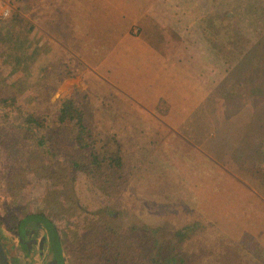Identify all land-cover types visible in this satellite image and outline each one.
<instances>
[{
    "label": "rangeland",
    "instance_id": "obj_1",
    "mask_svg": "<svg viewBox=\"0 0 264 264\" xmlns=\"http://www.w3.org/2000/svg\"><path fill=\"white\" fill-rule=\"evenodd\" d=\"M252 1H136L152 3L170 55L180 61L186 53L182 45L192 44L203 74L212 78V95L191 114L188 126L170 129L175 134L157 120L167 110L164 100L155 115L143 112L94 65H80L75 56L59 66L32 64L25 80L6 73L0 62V98L14 96L23 112L45 117L46 129L53 125L56 106L71 98L88 129L84 141L103 159L94 168L87 160L74 166L69 159L80 152L71 137H50L53 153L35 148L26 130L15 126V108L0 105V222L4 217L14 230L22 217L33 214L21 220L19 237L10 236L16 264H25L21 239L35 247L41 234H46L45 252L26 264H53L46 257L51 252L61 264L52 229L38 213L55 223L69 264L91 263L88 235L111 228L118 236L140 222L166 235L190 225L179 244L190 264H264V154L254 151L264 149V96H221L229 63L257 37L256 27L264 26L263 12H255ZM91 12L105 15L98 6ZM132 28L139 31L140 25ZM229 28L238 34L229 36Z\"/></svg>",
    "mask_w": 264,
    "mask_h": 264
},
{
    "label": "crops",
    "instance_id": "obj_2",
    "mask_svg": "<svg viewBox=\"0 0 264 264\" xmlns=\"http://www.w3.org/2000/svg\"><path fill=\"white\" fill-rule=\"evenodd\" d=\"M3 1L10 4L12 12L0 17V47L4 49L0 62L7 65L6 73L15 75V79L30 78L32 64L40 69L46 63L59 66L68 62L69 56H75L80 65H94L92 69L103 80L111 81L117 92L143 112L155 115L164 100L167 110L157 120L169 130L186 123L188 126L191 114L212 95V78L203 74V65L195 57L192 44L182 45L186 53L180 61L170 55L167 32L153 16L152 3L144 6L137 5L138 0H20L17 4ZM95 6L105 15L91 12ZM152 19L156 24L148 26ZM133 23L140 25L139 31L132 28ZM96 24L101 28L91 29ZM189 48L195 55L191 56ZM61 78L69 80L74 76Z\"/></svg>",
    "mask_w": 264,
    "mask_h": 264
},
{
    "label": "trees",
    "instance_id": "obj_3",
    "mask_svg": "<svg viewBox=\"0 0 264 264\" xmlns=\"http://www.w3.org/2000/svg\"><path fill=\"white\" fill-rule=\"evenodd\" d=\"M252 7L255 12L262 11L264 16V0H253ZM227 18L230 19V15ZM256 28L257 37L227 67L221 82L224 88L222 97L224 94L238 98L264 96V26L260 28L258 25ZM233 30L235 29L229 28V36L238 34V30H235L237 33ZM3 103L15 108V126L20 131L26 130L25 134H29L35 148L53 153L56 146L50 137H71V143L80 152L79 157L69 159L73 165L78 166L87 160L91 164L90 168L100 166L103 159L89 149L84 141L88 129L82 111L71 98H66L59 105L56 102V115L51 120L53 125L48 129L45 117L35 112H23L14 96L0 98V105ZM254 151L264 154V149L262 151L259 147ZM114 161L121 165L120 158H115ZM260 165H264V158ZM190 228V225H186L173 234L166 235L159 227H150L147 223L140 222L125 228L118 236L111 228L101 230L96 235H88L85 248L87 246V249H92L89 264H190L179 246Z\"/></svg>",
    "mask_w": 264,
    "mask_h": 264
},
{
    "label": "flooded vegetation",
    "instance_id": "obj_4",
    "mask_svg": "<svg viewBox=\"0 0 264 264\" xmlns=\"http://www.w3.org/2000/svg\"><path fill=\"white\" fill-rule=\"evenodd\" d=\"M38 214H41V213H38ZM29 215H33V214H29ZM29 215H25L24 217H22L17 222L16 227L14 228V230H11V227H10L9 223L4 219V217H3V219L0 222V242H1V245H2V247H3L4 251H5V254H6L7 258H8V263L9 264H16V259L14 258L13 254L11 253V251L9 249L10 236L12 235V236L19 237V234H20L19 225L21 224V220L23 218H27V216H29ZM41 215L43 216L44 219H46L45 221L48 222V224H49L48 228L52 229V234L54 235V237L53 236L52 237H53V239H55L54 241H56L58 243V246H59L60 251L62 253L61 262L59 261V263H61V264H69V262L67 260V255L65 253V249H64V247H63V245L61 243V240H60V237H59V233H58V230H57V227H56L55 223L48 216L43 215V214H41ZM45 238H46V234L45 235L41 234L39 236L38 240L35 241L36 242L35 247H34V244L32 245L31 243L27 242L25 239H21L23 245L25 246L24 250H25L26 254L23 255L25 264L27 263L26 260H28V262H30L32 260L33 256L38 258L37 261L40 258H42V253L45 252V251H43V243H44ZM56 242H54V244ZM31 245H32V247H31ZM34 248L36 249L35 253L31 255V253L33 252ZM54 254H55V252H51V254H46V257L47 258L48 257L51 258V261H52L53 264H57L56 259H54ZM46 259H44L45 263H47ZM42 262H43V260L40 262V264H42Z\"/></svg>",
    "mask_w": 264,
    "mask_h": 264
},
{
    "label": "built area",
    "instance_id": "obj_5",
    "mask_svg": "<svg viewBox=\"0 0 264 264\" xmlns=\"http://www.w3.org/2000/svg\"><path fill=\"white\" fill-rule=\"evenodd\" d=\"M10 13V7L6 3L0 2V17H5L9 15Z\"/></svg>",
    "mask_w": 264,
    "mask_h": 264
},
{
    "label": "water",
    "instance_id": "obj_6",
    "mask_svg": "<svg viewBox=\"0 0 264 264\" xmlns=\"http://www.w3.org/2000/svg\"><path fill=\"white\" fill-rule=\"evenodd\" d=\"M0 264H9L8 258H7L5 251L1 245V242H0Z\"/></svg>",
    "mask_w": 264,
    "mask_h": 264
}]
</instances>
